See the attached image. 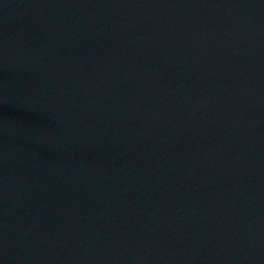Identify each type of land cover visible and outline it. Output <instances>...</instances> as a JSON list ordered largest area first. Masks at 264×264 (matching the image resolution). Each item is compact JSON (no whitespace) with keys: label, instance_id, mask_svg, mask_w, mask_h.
Segmentation results:
<instances>
[{"label":"water","instance_id":"water-1","mask_svg":"<svg viewBox=\"0 0 264 264\" xmlns=\"http://www.w3.org/2000/svg\"><path fill=\"white\" fill-rule=\"evenodd\" d=\"M0 264H264V0H0Z\"/></svg>","mask_w":264,"mask_h":264}]
</instances>
